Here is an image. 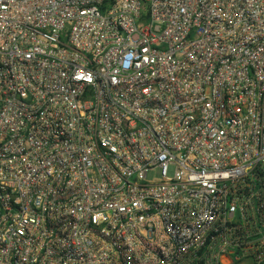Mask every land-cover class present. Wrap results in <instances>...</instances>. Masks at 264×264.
I'll return each mask as SVG.
<instances>
[{
  "label": "built area",
  "instance_id": "1",
  "mask_svg": "<svg viewBox=\"0 0 264 264\" xmlns=\"http://www.w3.org/2000/svg\"><path fill=\"white\" fill-rule=\"evenodd\" d=\"M0 264H264V0H0Z\"/></svg>",
  "mask_w": 264,
  "mask_h": 264
},
{
  "label": "rangeland",
  "instance_id": "2",
  "mask_svg": "<svg viewBox=\"0 0 264 264\" xmlns=\"http://www.w3.org/2000/svg\"><path fill=\"white\" fill-rule=\"evenodd\" d=\"M173 173V168H170V174H172Z\"/></svg>",
  "mask_w": 264,
  "mask_h": 264
}]
</instances>
